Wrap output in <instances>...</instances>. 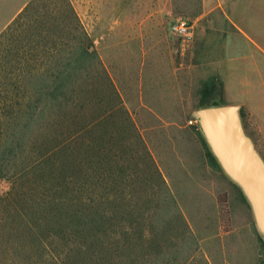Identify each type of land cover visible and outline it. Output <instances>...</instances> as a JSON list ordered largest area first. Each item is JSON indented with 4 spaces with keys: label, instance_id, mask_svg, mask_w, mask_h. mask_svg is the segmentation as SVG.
Returning <instances> with one entry per match:
<instances>
[{
    "label": "trees",
    "instance_id": "trees-1",
    "mask_svg": "<svg viewBox=\"0 0 264 264\" xmlns=\"http://www.w3.org/2000/svg\"><path fill=\"white\" fill-rule=\"evenodd\" d=\"M60 2L54 18H36L32 0L0 34V264H187L184 233L199 247L165 182L156 210L122 209L120 164L107 161L104 129L91 128L103 115L89 116L92 70L109 77L70 0ZM200 94L199 107L226 103L218 74ZM171 203L183 230L167 223Z\"/></svg>",
    "mask_w": 264,
    "mask_h": 264
},
{
    "label": "rangeland",
    "instance_id": "rangeland-1",
    "mask_svg": "<svg viewBox=\"0 0 264 264\" xmlns=\"http://www.w3.org/2000/svg\"><path fill=\"white\" fill-rule=\"evenodd\" d=\"M70 2L109 77L108 84L92 70L89 116L103 115L91 128L104 129L107 161L120 164L122 209L156 210L165 182L199 247L195 252L184 233L187 264H264V221L219 159V167L211 164L194 127L202 83L216 75L230 29L229 0ZM60 4L36 0L32 15L54 18ZM179 18L193 25L189 34L171 30ZM70 29L67 43L74 50L79 42L72 37L80 32ZM6 188L0 181V191ZM166 207L167 223L183 230L175 205Z\"/></svg>",
    "mask_w": 264,
    "mask_h": 264
},
{
    "label": "crops",
    "instance_id": "crops-1",
    "mask_svg": "<svg viewBox=\"0 0 264 264\" xmlns=\"http://www.w3.org/2000/svg\"><path fill=\"white\" fill-rule=\"evenodd\" d=\"M32 0H0V34ZM219 0V4H223ZM230 29L215 73L236 105L246 135L264 160V0H229Z\"/></svg>",
    "mask_w": 264,
    "mask_h": 264
},
{
    "label": "water",
    "instance_id": "water-1",
    "mask_svg": "<svg viewBox=\"0 0 264 264\" xmlns=\"http://www.w3.org/2000/svg\"><path fill=\"white\" fill-rule=\"evenodd\" d=\"M197 119L214 154L244 186L264 221V161L244 132L237 106H203L197 110Z\"/></svg>",
    "mask_w": 264,
    "mask_h": 264
},
{
    "label": "built area",
    "instance_id": "built-area-1",
    "mask_svg": "<svg viewBox=\"0 0 264 264\" xmlns=\"http://www.w3.org/2000/svg\"><path fill=\"white\" fill-rule=\"evenodd\" d=\"M192 24L186 18H179L171 24V30L178 35H187L192 29Z\"/></svg>",
    "mask_w": 264,
    "mask_h": 264
}]
</instances>
